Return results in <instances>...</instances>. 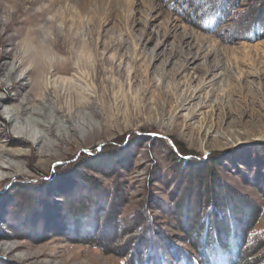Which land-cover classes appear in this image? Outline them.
<instances>
[{
	"label": "rangeland",
	"instance_id": "obj_1",
	"mask_svg": "<svg viewBox=\"0 0 264 264\" xmlns=\"http://www.w3.org/2000/svg\"><path fill=\"white\" fill-rule=\"evenodd\" d=\"M7 1L0 0V83H21L9 91L18 98L2 103L0 146L29 154L0 155L5 165L0 167V230L5 234L0 236V264H125L127 233H118V221L115 225L112 218L119 207L123 224L153 221L174 235L173 242L185 245L186 235L174 227L167 206L164 209L172 195L181 197L183 191L189 193L191 183H199L198 173L191 172L186 187L185 174L174 171L180 170L176 159L181 148L197 157H217L214 173L246 196L247 216L254 213L244 252L255 259L263 253L264 0H65L81 5L78 18L87 53L83 65L74 62L71 70L45 78L51 85L60 76H71L79 86V93L62 89L59 101L47 89L50 101H44L52 110L61 109L63 125L55 126V134L45 132V143H38L37 131L19 134L21 123L9 124L5 110L33 97L28 64L14 73L21 60L19 43L30 28L26 22L17 23L26 18L20 11H41L51 0H20L14 18L5 9ZM227 2L229 14L220 22L214 10L228 11ZM61 3L54 2L46 16L56 13ZM76 16L69 10L67 24L74 35ZM253 23L261 27L249 33ZM55 24L61 25V20ZM80 68L82 80L76 78ZM0 95L6 96L4 88ZM10 135L19 143H7ZM101 156L114 165H96ZM192 160L197 159H189L186 167ZM87 164L92 168L86 169ZM208 164L204 162V169ZM77 181L84 185L71 192ZM113 186L123 203L110 192ZM95 199L102 200L96 211ZM53 202L56 208H51ZM77 211H89V219L68 228L64 222ZM177 211L184 217L182 208ZM45 223L48 229H42ZM16 226L48 234L40 241L15 237Z\"/></svg>",
	"mask_w": 264,
	"mask_h": 264
},
{
	"label": "trees",
	"instance_id": "obj_2",
	"mask_svg": "<svg viewBox=\"0 0 264 264\" xmlns=\"http://www.w3.org/2000/svg\"><path fill=\"white\" fill-rule=\"evenodd\" d=\"M233 4V7H237L236 2ZM225 7H228V11L221 8L214 10V12H217L220 22H223L224 17L229 14L228 3H225ZM260 27L258 28V25L253 23L249 33L258 32ZM185 152L186 150L183 148L181 150L178 149L176 166L180 170L175 169L174 171L181 172L182 175L185 174L182 182H185L186 187L188 184L186 178L192 173H198L197 176L195 174L194 176H196L195 180H199V183L193 181L194 183H191L189 186L191 188L190 191L189 188L184 187L183 190L188 189L189 191V193L183 191L182 195L185 200L182 195L181 197L172 195L173 199L170 202L167 201V204L164 206V209L167 206L168 211L173 214L172 218H175L171 220L174 227L186 235L184 237L185 245L173 242L174 235L171 236L165 230L158 229L153 221L148 222L144 220L140 222V220H136L134 222H125L126 225L123 224L124 218L119 213V207L112 218L113 221L114 219L116 221L115 225L118 221V233L122 229H125L127 233L123 244L128 251L122 254V256L126 257L125 264H264V251L256 259L248 258L247 254H245L246 251L244 252V248L250 244L249 237L254 228L255 221L252 220L254 213L247 216L249 207L246 196L235 190L230 183H223L219 178V174L214 173L212 166L214 165L213 163L217 162V157L214 155L209 157L208 154L203 157H197L195 154ZM194 157L197 160H192L193 162L191 161L192 163L190 162L189 166L186 167L189 162L188 160ZM96 160L97 164H95L98 166L104 164L107 166L114 165L113 161H109L111 164L105 163L107 159L103 156ZM207 160L209 164L204 169L205 165L203 164ZM91 166V164H87L85 168L91 169ZM88 174L87 176L90 178L92 174L89 172ZM83 185L84 183L74 182L72 184L73 187H70V191L74 192L76 190L75 192H79L81 190L80 186ZM110 192L120 196V203L124 202L125 199L121 200L122 194L119 193L116 186L110 188ZM127 196L129 198L128 194ZM240 196L245 199L240 198ZM247 198L249 199V196ZM101 201L94 200V211L100 208L101 203L99 202ZM54 202L57 201L54 200ZM54 202L51 208H56ZM193 205L195 207H191ZM87 207L84 206L81 210ZM178 208H182L185 211L184 217L177 211ZM42 210L44 211V209ZM77 212L71 213L72 216H69L64 222L68 228L76 226L75 222H83L89 219V211ZM107 222L106 220V224ZM24 228L27 229V227ZM43 228L47 229L46 223ZM31 229H27L28 231L22 235L31 237V240L34 238V241H40L42 238H45L46 234L35 235L31 232ZM15 232L17 233H15L16 236H22L17 231ZM79 238L81 239L80 236ZM118 245L121 246L120 244Z\"/></svg>",
	"mask_w": 264,
	"mask_h": 264
},
{
	"label": "bare ground",
	"instance_id": "obj_3",
	"mask_svg": "<svg viewBox=\"0 0 264 264\" xmlns=\"http://www.w3.org/2000/svg\"><path fill=\"white\" fill-rule=\"evenodd\" d=\"M58 1L62 2L59 9H57V12L52 13V15H50L49 17H47L46 15L48 12L51 11L49 10L50 7L54 4V2H57V0H51L47 5L43 7L41 11H34V12H31L32 7H27V6H26L27 8H24L25 10L20 11L21 6H22L20 0H8L4 5L5 9L8 10V12L11 14V16H13V18L15 17V15H17V13H19V11L25 14L26 18L20 19L17 23L26 22L27 24L30 25V28L28 29L26 36L24 35L26 38L20 41L19 43L20 53H18L17 56L21 60H20L18 67H15L16 69L14 70V73L18 70V68H20V66L28 64V69H29L28 72L30 74L31 73L33 74L32 80L29 82V84L31 85L29 92L32 93L33 97L31 99H27L26 101H24L25 99L22 101L17 100L18 102L16 101L17 103L15 104L13 103L12 106L9 107L8 110H5V112H7L9 115V119H8L9 124L11 121H14L13 124H18V122L16 121H19L21 123L22 129H20V131L18 132H22V133H19V134L29 135L28 133H33L35 131L39 132L36 135V137H39V139L37 140L38 143L40 142L45 143L44 142V137L46 135L45 132H50L52 134H55L56 133L55 126L63 125L58 116V113L60 112L61 109L56 108L52 110L50 104L46 105V102L44 101V100H47L48 102L50 101L49 95L47 93V89L54 92V96L56 97V100L59 101L62 96V89L64 93L72 94V93H76L79 88L78 84L75 82V78H72L71 76L70 77L60 76L58 79H54L53 81H50L51 85L46 84L45 78L50 73L55 74L59 72H66L69 69L71 70L74 62H77L83 65V63L85 62L84 58L87 53V41L82 37V34H83L82 30H84L83 22L80 19L82 12H80V10L78 9V7H81V5L79 3L70 4L71 1H67V2H65V0H58ZM69 10H71V12L74 11V13L77 12V16H76L77 18L76 20H74V22H75L76 28L78 27V30H76L75 35L72 34V27L68 26L67 24V16H68ZM38 16H40L39 17V21L41 22L40 25L38 23L39 21H37L38 19L37 20L35 19V17L38 18ZM57 19L61 20V23H62L61 25L55 24ZM3 24L5 28H7L6 22H4ZM19 28L22 29L21 27ZM0 37H2L1 34H0ZM62 39L63 41H61ZM81 68L79 70L81 74L79 76L76 75L77 76L76 78L80 80H82L81 76L83 77L82 74H84L82 73ZM20 83L21 82L19 81L13 82L11 86L10 85L5 86L4 83H0V88H4L5 93H6V96L0 95V115H3L4 113L3 104H2L4 101H9V100L14 101L18 98L19 95H11L9 91L11 90V88L16 87V85ZM43 89L45 90V92L43 91ZM19 91L22 92V89H20ZM19 93L20 92H16L15 94H19ZM77 93H79V91ZM191 96L193 98L195 97L190 92L189 97ZM73 97L76 98V96H73ZM187 98H185V100H188ZM38 100H40V105H36V101ZM30 102L32 105L28 107L27 103H30ZM76 103H77V99H75V104ZM77 104H80V103L78 102ZM211 108L213 109V105ZM70 114H71V111H68L67 115H69V117L71 116ZM212 125L213 124L209 125L206 128L210 129L211 127H213ZM66 128H67V125L64 124V129ZM2 133H3V130L1 129L0 135ZM15 139L17 138L16 137L14 138L13 136H11L10 139L7 141V143L18 144L19 142H17V140ZM20 141L29 142L28 140H25V139H20ZM7 150L8 149L6 148L3 149L0 146V155L9 154L8 157L16 158L17 156L19 157V155L23 153L29 154L26 151L22 150L21 148L13 149L10 152H8ZM12 165L13 163H10L8 167H11ZM0 167H5V165L1 161H0ZM46 212H48L47 214H45L47 217V215H49V210H47ZM29 222H33V221H29ZM24 227L23 229H21L16 226L15 231H17L19 235H22L26 233V231H28L27 229L30 228L29 227L26 229ZM0 234H1L0 236L2 237L3 235L5 236L4 233L2 234L1 230H0ZM16 234H15V237H16ZM19 257L18 258L16 257V258L19 259Z\"/></svg>",
	"mask_w": 264,
	"mask_h": 264
}]
</instances>
